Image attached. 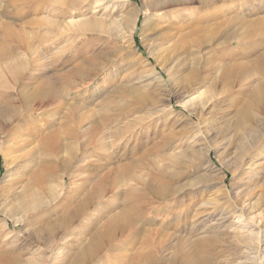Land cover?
<instances>
[{
	"label": "rangeland",
	"instance_id": "374dc122",
	"mask_svg": "<svg viewBox=\"0 0 264 264\" xmlns=\"http://www.w3.org/2000/svg\"><path fill=\"white\" fill-rule=\"evenodd\" d=\"M262 22L264 0H0V95L30 107L0 117V264H68L126 207L141 219L115 223L88 264H264V111L252 105L264 33L236 42ZM85 23L101 30L78 33ZM27 54L14 81L8 65ZM54 81L60 96L27 101ZM30 175L51 189L38 190L40 210L15 214Z\"/></svg>",
	"mask_w": 264,
	"mask_h": 264
},
{
	"label": "bare ground",
	"instance_id": "6f19581e",
	"mask_svg": "<svg viewBox=\"0 0 264 264\" xmlns=\"http://www.w3.org/2000/svg\"><path fill=\"white\" fill-rule=\"evenodd\" d=\"M152 16H153V20L154 21H159V20L162 19L161 14L159 12H157V10L155 11V9H154V12H153V15ZM255 22L257 23V21H255ZM256 23L254 24L255 26H256ZM241 24H242V22H241ZM254 25L252 27H254ZM259 25L262 26V24H259ZM259 25H257V26L260 27ZM135 27H136V21L130 27V30L129 31H130L131 34L134 31ZM97 28H95L94 26H90V25H88L86 23L85 24H79V26L77 27V32L80 33V34H83L86 31L101 30V29H99V28L97 29ZM261 28H262V30H256V29L249 28V29H247V31H243L242 33L240 32L242 35L240 37H239V35H238V37L236 36V38H237L236 42L240 45V44H243L244 42L249 41L250 39H253V37H255L257 35H262L264 33V26L261 27ZM226 29H228V28H226ZM226 29H225L224 32L228 31ZM243 29H245V28H243ZM223 34H225V33H223ZM225 35L231 36L232 39H233L234 38V35H236V33L228 32V34H225ZM9 53H11V52H8V55H9ZM1 55L4 58V56L6 55V53H5V55H3V54H1ZM8 55L6 56L5 59L8 58ZM10 56H12V55H10ZM10 56L8 58L7 64H12L14 62L13 61L14 56H13V59L10 58ZM261 58L264 59V50H263V52L261 54ZM11 59H12L13 62L12 63L11 62L9 63V61ZM0 60H2V59H0ZM36 60H38V59H36ZM15 61H16L15 62V67L14 66L13 67L12 66L9 67V65H8V70H7L11 74V77L14 79V81L16 79H19L20 76L22 75V72L23 71L21 72V70L25 69L26 67H27V69L29 68L28 66L31 65L30 64L31 58L28 57V54H27L26 57H25V59L23 58V60H22L21 57H20L19 59H16ZM6 65L4 67L5 69H7ZM37 67H38V65H37ZM1 74H0V76H1ZM5 74H6V71H5ZM236 77H237V73H234V74L226 73L224 83H226V84L227 83H230L233 80H235ZM2 80H3V78H2ZM57 80H58V78H57ZM55 82L56 81H54V83H52V84L49 83V85L40 86V87H38L36 89L30 90V92L26 96L27 101L29 102V101H31V99L32 100L38 99L37 102L39 103V105H41V104L44 103V99H46V101H51V100H54L55 98H57L58 96H60L61 91L63 90V87L65 88L66 85L65 86H62L63 83L61 85V84H56ZM62 93H64V92H62ZM0 96H1L0 98H3L2 100H0V117L4 121V123H8L10 121H13L19 114H21V111L22 110H26V111L30 110V107L29 106H26V104L22 108L18 109V107H16V106L13 105V100L10 97H8L6 95H4V96L3 95H0ZM254 97L255 98L253 99L252 105L258 104V111H262L263 112L264 111V91L263 90H259V92H257ZM237 128L239 130H242L244 128V126L243 125H240ZM0 131H1V129H0ZM257 134L258 135L252 137L253 138V144H254V146H258L260 144L261 139L258 138V137L263 135L262 133L260 134V132H257ZM258 149H260V147H258ZM258 154H259V152L256 153V155H258ZM70 157H71L70 159H72L74 157V155H70ZM17 183L21 187H20V193L17 196L16 205H15L14 210H13L15 212V214H19L20 213L21 215H26L27 213H31L34 210H40L42 208V206H43V201L37 195H38V190L42 189L46 185V178L45 177H42V176L39 177V175H37V176H35V175H32L31 176L30 175V179H25V181H23V180L20 179V180L17 181ZM45 187H47V186H45ZM47 188L51 189V187H49V185H48ZM154 188L149 189L150 192H151V194H152V196L154 198H156L158 200H163L164 198H166V196H168V192L165 191V190H163V188L162 189H154ZM167 188H166V190L169 189V188L168 189ZM109 189H110V186H109ZM49 192H51V191H49ZM102 194L103 193H102L101 188L93 189V190H91L90 193L85 194V196L83 197V201L81 202V204L78 205L76 207V209L74 211L72 210L73 212L70 213V218H66L65 215L61 216V218L59 220V224H58L59 227H61L62 229H64V228L68 227L69 225H72L75 221H77L78 215L80 214V212L82 210L86 209L87 205L90 202L93 201V198H95V199L98 200L99 197H102ZM170 196H171V194L169 195V197ZM97 200H95V201H97ZM225 210L227 212L233 211V213H235V210H234V206L233 205H227L225 207ZM243 215H244L243 211L242 210H239V213L238 214H235L234 216L237 217V219H239V218H242ZM139 219H141V215H139V213L137 211L134 213L133 211H131V208L130 209L129 208L127 209V207H126L122 211V213H120L119 215H117L116 219H113L111 222L108 223V226L105 229V232L104 233L100 232L99 234L98 233L94 234L92 236V238H91V243L88 244V246L84 247L81 251L77 252L75 254L74 258L68 264H88V262L94 260V258L97 257L98 253H95V252L101 250L102 246L104 245V244H102L103 239L104 240L107 239L106 240L107 244H109L112 239H115L116 234H114V226H113L115 223L118 222L115 225V227L118 224L121 225V227H120L119 230H120V232H122V230L124 228H126L127 226H130V225L132 226L134 223H136V221H139ZM52 228L54 229V227H52ZM50 229L51 228H48V230H50ZM107 231H111V233L108 234ZM52 234H54V232ZM109 235H111V236H109ZM202 260H207V257L204 258V259L202 257ZM147 262H148L147 264H151L153 262V260L150 259L149 261L147 260ZM172 263L173 264H199V260L194 259V258L189 259V260H183V261H180V260H172Z\"/></svg>",
	"mask_w": 264,
	"mask_h": 264
}]
</instances>
